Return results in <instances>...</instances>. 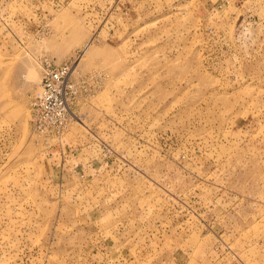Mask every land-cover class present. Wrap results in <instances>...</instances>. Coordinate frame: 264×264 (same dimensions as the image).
Masks as SVG:
<instances>
[{"label": "rangeland", "instance_id": "374dc122", "mask_svg": "<svg viewBox=\"0 0 264 264\" xmlns=\"http://www.w3.org/2000/svg\"><path fill=\"white\" fill-rule=\"evenodd\" d=\"M0 264H264V0H0Z\"/></svg>", "mask_w": 264, "mask_h": 264}, {"label": "built area", "instance_id": "2783aa9c", "mask_svg": "<svg viewBox=\"0 0 264 264\" xmlns=\"http://www.w3.org/2000/svg\"><path fill=\"white\" fill-rule=\"evenodd\" d=\"M73 64L45 60L41 90L31 108L34 132L62 135L70 124L69 94Z\"/></svg>", "mask_w": 264, "mask_h": 264}]
</instances>
